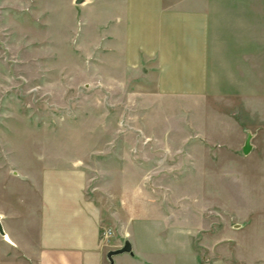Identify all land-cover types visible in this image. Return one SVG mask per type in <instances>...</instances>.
Listing matches in <instances>:
<instances>
[{"label":"crops","instance_id":"1","mask_svg":"<svg viewBox=\"0 0 264 264\" xmlns=\"http://www.w3.org/2000/svg\"><path fill=\"white\" fill-rule=\"evenodd\" d=\"M101 7H120L118 59L125 75L132 71V123L141 131L119 127L120 99L104 107L102 127L84 131L83 143L71 132V158L43 171L35 244L21 249L33 264H111L108 252L129 240L132 251L113 255V264H264V230L259 243H233L234 235L222 242L217 227L204 228L198 199L183 196L173 207L171 197H161L156 173L167 165L139 158L156 153V140L171 139L150 126L166 123L173 98L197 107L211 97L223 107L222 101L242 97L249 109L253 97L264 100V21L253 25L249 9L264 7V0H101ZM140 7L149 13L140 16ZM253 28L259 29L254 38ZM104 86L128 91L125 83ZM179 107L189 108L182 102ZM183 113L187 126L189 115ZM159 153H171V147L163 143ZM188 170L185 165L183 171ZM93 180L100 181L95 188L103 192L98 201L89 191ZM105 202L106 209L100 205ZM108 224L115 229L105 237ZM201 235H211L213 242L196 245ZM203 246L212 253L211 262L201 259Z\"/></svg>","mask_w":264,"mask_h":264},{"label":"rangeland","instance_id":"2","mask_svg":"<svg viewBox=\"0 0 264 264\" xmlns=\"http://www.w3.org/2000/svg\"><path fill=\"white\" fill-rule=\"evenodd\" d=\"M140 8V16L149 13L148 7ZM119 9L101 7V0H0V216L5 229V235L0 233V264H33L20 246L31 249L35 244L43 171L71 158V132L83 143L84 131L102 127L104 107L120 99L119 127L141 131L132 123V71L125 75L118 59ZM249 9L253 25L264 21V7ZM255 35L258 28H253ZM122 83L128 91L104 86ZM173 100L166 123L150 126L171 139L156 140V153L139 157L167 165L156 173L161 197H171L173 207L181 205L183 196L198 199L204 228L217 227L224 243L229 235L235 236L233 243H259L264 230V100L253 97L251 109L242 97L235 103L222 101L223 107L211 97L197 107L194 101ZM181 102L189 108L179 107ZM183 111L189 115L187 126ZM229 114L238 123L229 122ZM248 131L253 138L246 154ZM186 132L188 139L180 138ZM163 143L171 153H159ZM96 184L100 181L93 180L89 191L98 201L103 192ZM203 241L211 244L213 237L201 235L195 244ZM204 248L199 255L211 262L214 257Z\"/></svg>","mask_w":264,"mask_h":264},{"label":"water","instance_id":"3","mask_svg":"<svg viewBox=\"0 0 264 264\" xmlns=\"http://www.w3.org/2000/svg\"><path fill=\"white\" fill-rule=\"evenodd\" d=\"M77 3H80L81 0H76ZM251 138H252V134L248 135V138L246 140L245 146L243 148L244 153H249L252 149V144H251ZM0 233L2 235H5V230H4V226L3 223L1 221V216H0ZM132 251V245L131 242L129 240H126L124 245L120 248L117 249H112L108 252V258L111 261V264H113V255L119 254V253H123V252H131Z\"/></svg>","mask_w":264,"mask_h":264},{"label":"built area","instance_id":"4","mask_svg":"<svg viewBox=\"0 0 264 264\" xmlns=\"http://www.w3.org/2000/svg\"><path fill=\"white\" fill-rule=\"evenodd\" d=\"M112 230L111 229H108L105 231V237H110L112 235Z\"/></svg>","mask_w":264,"mask_h":264}]
</instances>
